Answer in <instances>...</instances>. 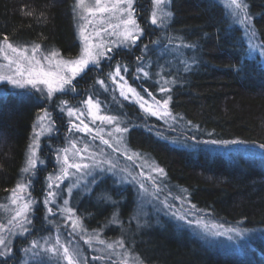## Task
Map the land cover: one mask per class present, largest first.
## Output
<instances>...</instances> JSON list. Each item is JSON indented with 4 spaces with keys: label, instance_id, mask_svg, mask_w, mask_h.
I'll list each match as a JSON object with an SVG mask.
<instances>
[{
    "label": "trees",
    "instance_id": "1",
    "mask_svg": "<svg viewBox=\"0 0 264 264\" xmlns=\"http://www.w3.org/2000/svg\"><path fill=\"white\" fill-rule=\"evenodd\" d=\"M245 3L249 30L255 31L253 39L264 51V0ZM151 4L136 0L143 31L135 45L114 50L52 102L32 92L36 102L19 103L25 92L0 84V212L21 180L34 123L43 109L52 114L55 129L39 150L43 165L32 185L37 204L30 230L16 239L11 256L0 257V264H21L23 250L48 236L52 218L44 205L46 183L57 168L56 152L70 132L60 109L63 103L79 109L88 98L99 101L101 112L116 116L127 129L130 151L164 170L152 191L165 205L151 231H138L132 186H111L113 182L105 180L72 204L88 234L115 243L127 230V248L141 264H264V52L254 50L252 56L248 30L237 25L218 0H172L167 28L151 23ZM76 15V0H0V42L7 35L15 46L31 49L39 44L43 55L55 50L65 60L74 59L81 49ZM117 65L142 95L151 92L161 102L171 97L169 108L178 131L164 128L156 117L119 97L110 85ZM138 67L149 76L137 72ZM100 80L107 90L99 86ZM162 86L171 90L162 93ZM114 213L118 223H111ZM201 223L249 236L239 250L230 251L198 233L195 228ZM117 247L122 255L127 251Z\"/></svg>",
    "mask_w": 264,
    "mask_h": 264
},
{
    "label": "rangeland",
    "instance_id": "2",
    "mask_svg": "<svg viewBox=\"0 0 264 264\" xmlns=\"http://www.w3.org/2000/svg\"><path fill=\"white\" fill-rule=\"evenodd\" d=\"M218 1L226 8L230 18L233 21L235 20V23L237 25H239L240 27L242 25L245 29H247L248 34H249L250 33V30H249L250 24H248V23L240 24L238 22V17H235L232 14L233 9L229 6V0H218ZM244 2H245V0H244ZM135 3H136V0H134L133 7H134V17L137 21ZM171 3H172V0H169L167 5L165 6V11L170 12ZM151 7H152L151 10L153 11V5L152 4H151ZM80 15H81V11H80V9H77V15L76 16L78 19V38H79L80 43H81V49H80V53H81L82 48H83V40H82V37L80 34V26L83 25L85 22L80 18ZM171 20H172L171 17H169L165 21L164 24L158 23L157 25H154V26H157L159 28H167L169 26V24L171 23ZM119 22H120L119 14H117L116 16H110L109 14H104L102 24H96L95 25V30H99L101 28H107V32L101 31L99 37H93L94 43L101 42V41H103V43H104V49L103 50L105 51V56L100 58L99 65L105 59L107 60L109 58L110 54H112L114 50H116L118 48H129L132 46L130 44H121L120 43L121 38L118 35L112 34L114 32V30L112 28H108L109 23L119 24ZM137 23H138V21H137ZM93 31H94L93 26L89 25L87 28V33L91 34V33H93ZM115 31L118 32L119 29H116ZM248 34H247V39H248L249 45H250V38H249ZM251 44L257 45L256 41L253 38L251 39ZM108 48H111L112 51L108 52L107 51ZM250 48H251L252 56H254V54H255L254 50L257 52H261V53L264 52L260 46H258L256 48H253L250 46ZM29 54H31L30 51H29ZM43 56H45V55H43V53H41V52L38 54V58L42 59ZM59 58H61V57L59 56L57 59H59ZM42 62L45 64V67L47 68L48 67L47 62L46 61H42ZM7 63L8 62L3 59V56L0 55V73L11 74L9 68L7 67ZM99 65H91L90 64L89 67L83 73H81L79 76H77L75 79H73V81H75L78 77L85 74V72H87L88 69H90L92 67H99ZM53 70H54V68H53ZM117 80H119V78H117ZM73 81H72V83H73ZM2 83H8V82L7 81H0V84H2ZM8 84L10 85L11 88L24 91L25 94L28 92L26 95L25 94L21 95V93H19L21 96L18 97V100H17L16 94L13 92V94L16 97V100L19 103L27 102L29 100H33L36 102V99L34 98V95L32 94V92L38 93L43 100H47L49 103L52 102V100L55 98V96L57 94L63 93V92H57L53 95L51 100H49L46 96V91L42 95L40 92L36 91V89L32 88L30 85H27V86L21 88V87H16L10 83H8ZM127 84L132 86L130 83H127ZM110 85L117 90V94L119 95V97L124 99V97H122L119 93V89H118L117 84L113 83L112 79H111ZM99 86L103 90L108 89L107 84H105L104 87H102L100 84H99ZM40 87H43V86H40ZM67 91H70V86H66V90L64 92H67ZM18 92H20V91H18ZM137 92H139V91H137ZM140 95L143 96L145 98V100H147L149 103H153L152 97H150L148 94L142 95L140 93ZM87 100H84V102ZM127 100H129L130 102H132L134 104H137L140 107L139 103H137L135 98L131 97V95H130V98ZM84 102H81L78 110L85 113V115L82 116L81 119H83L85 121V123H87L89 125V127L93 129L92 133L89 134V133H85V132H80V131H76L74 128H72V124H78L79 120H76L75 117H69L67 115V108H69V107L73 108V109H76V108L71 107L67 103H63L61 107L65 108V111H63V112L65 113L66 118L69 122L70 132H69V135L67 136V141L65 142L64 147L59 149L56 152V157L58 156V154L63 155L62 150L65 148L71 149L72 144L75 143L76 149H79L81 151L79 152V155L74 154L75 150L70 151L68 153V155L70 157V161L81 163V164H88V165H90V167L88 169L82 170L79 173H77L75 169H69V172L72 175H70L67 179H64L63 182H59V181L55 180V177L57 175H59V173H60L62 162L56 158V163H57L56 171L49 176V177H52L51 180L48 177L47 183H46V196H47V193L49 191H53L56 193L55 202L50 203L46 206L47 209L49 207H51L53 209L52 215L48 214V211L46 212V215L48 214L52 218L51 219V221H52L51 226L52 227L50 226V231H49L48 236H46L43 239H39V240L35 241V242H37L38 247L32 248L33 243H31L28 247H26V249H32V251L25 252L23 250L24 257H23V262L21 264H29L30 262H34L35 264H66V261H63L58 256H54L51 253H47L45 251V249H47L48 247L56 245L57 238H59L61 244L69 247L70 249H77L78 248L79 251L81 252L83 258H85L87 260V264H91V263H93V264H114V262H115V264H120V261L122 259H127L128 264H137V263L141 264L139 262L140 261L139 258L135 255V253L133 254L132 250L127 248L128 247L127 246L128 241L126 239L129 235L127 230H122V236H118V239L120 238L119 240L123 241L124 248L127 249V251L124 250L123 255L119 251V248L117 246H115L113 249H107L106 248L107 243L100 244L95 239L92 241L91 246H89L88 244L84 243V239H87L88 236H97L98 235L99 239H101V240H103V239L97 233H94V234H88L87 232L86 233H73L72 228H71V222L66 221V219H65L66 214L60 211L61 208L65 207V205L63 203V201L65 199L68 200L67 207L72 208L73 203H78V201H81L82 198L79 199L80 195H81V197H83V196H87V195L91 194L97 188V186L99 184H102V182L105 180H108L110 182L112 181L113 183L111 184V186H113V185L122 186V187H124L126 185L132 186V189L134 191L135 200H136L137 210L139 212L138 221H137L138 225L135 226V229L137 228L138 231H140V229L141 230L146 229V230L151 231L152 228L150 227V225H152L154 223V221L156 220L158 212L159 211L164 212L165 205H161V203H159L156 200V198L153 197L154 194L152 191L155 189V185H154L155 179H157L158 176H160V173L154 171V169L159 168V167L154 166L150 163H147L148 160L146 158H141L139 154H138V156H135L134 154H136V153H133L132 151H130L127 148L126 132H120V133L115 132V130H114L115 126H116L115 124H107V123H103L101 121H96L95 123H93L91 117L87 115V106ZM43 110L39 113V115L43 114ZM142 110L144 111V109H142ZM168 110L170 111L169 105H168ZM47 111L50 113V111L48 109H47ZM144 112L147 115H150L152 117H156L157 120H160L164 124V126H165L164 128H167V129L173 130V131H178L175 127L176 126L175 119H173L172 115H171V117L154 116V115H151L150 113H148L146 111H144ZM50 115H51V119L53 122V116L51 113H50ZM100 115H105V114H103L100 111ZM117 123L119 124V127L123 128V126L120 124V122L118 120H117ZM34 126H36V131H39L37 118L35 120ZM45 126L46 127L48 126L47 122H45ZM51 127H52V131L50 133L45 132L39 138V148L37 149L38 161H37L36 168L33 169L29 173L22 172L21 180L19 182V183H24L28 186L27 191L22 193L25 200L33 201L32 210L28 214V219L30 221L32 218L31 216H32L33 210L37 204L36 201L31 196L32 195L31 194L32 193V185L38 176L37 169L43 165V162L41 161V159L39 157V150H40V147L42 144V140L54 134V132H55L54 123H52ZM101 128L103 129V132L101 133V135H103L105 139L109 140L112 147H109L108 145L103 144L99 138L93 139V137L96 136V130L101 129ZM109 133H111V135H109ZM33 137H34V127H33V132H32L30 144L33 141ZM85 147H87V149H88L87 151H83V149ZM115 148H118L119 151H114ZM28 155H29V149H28L27 157H28ZM128 156H133V159L129 160L127 158ZM110 164H115L116 167L114 169H112L111 171H108ZM25 167H26V164H25ZM86 173H91V175H87ZM129 173H131V175H129ZM133 177H135V179H133ZM77 181H79V186L73 187L71 194H69L68 188L72 187V185L74 183H77ZM49 183H53L54 186L52 189L48 188ZM56 183H59L58 188L55 187ZM141 183L144 185V187L147 191H145L144 189H141V187H140ZM46 196H45V198H46ZM15 207H16V205H13L11 203V194H10L8 202L5 203L1 209L0 223L7 225L8 219H10L15 214L14 213ZM73 211L76 215V211L74 209H73ZM178 217H181V215L179 214ZM182 220L187 221L185 218ZM144 223H146V226L142 225ZM197 225H198V227H196L195 230L196 229L200 230L198 233L202 232L201 233L202 236L205 234L204 237L206 239H208L209 242L214 243V244H216V245H218L224 249L230 250V251L239 250L241 248L242 244H244L245 238L249 236V234L247 232L245 233V232H241V231H227L228 229L220 228L217 226L214 227L212 225H206V224H202V223L197 224ZM30 226H31V223H25L24 224V227H26L28 229V231L30 230ZM8 227H12V226L8 225ZM135 229H133V230H135ZM12 230H13V232L17 233V235H15V236L9 235V240H10L9 247H11V249H12V246L18 237H23L25 234H28V232H26L22 235L19 234L21 232L20 227H15ZM217 233H224V234L219 235ZM82 236L84 237V239L81 238ZM113 244L115 245V243H113ZM0 250H2V249H0ZM34 253H39V255L38 256L34 255ZM9 256H11V255H9ZM95 256H101V257H103V259L94 260L93 257H95Z\"/></svg>",
    "mask_w": 264,
    "mask_h": 264
},
{
    "label": "snow or ice",
    "instance_id": "3",
    "mask_svg": "<svg viewBox=\"0 0 264 264\" xmlns=\"http://www.w3.org/2000/svg\"><path fill=\"white\" fill-rule=\"evenodd\" d=\"M169 0H152L153 11L151 14V23L153 25L164 24L165 21L171 17L172 13L165 11V6ZM134 0H76V8L80 9L81 15L80 18L85 22L80 26V34L83 40V48L78 57L74 59L64 60L62 58L57 59L60 54L52 50L48 55H45L41 58H38V54L40 53V45L34 44L31 49L22 46H15L11 42H9V38L7 35L3 37L2 42H0V55L3 56V59L7 61V67L9 68L11 74L0 73V81H7L8 83L16 86V87H25L30 85L32 88L36 89V91L40 92L42 95L46 91V96L49 100L53 97V95L57 92H64L66 90V86H71L73 79L83 73L89 65H99L100 58L105 56L104 43L103 41L94 43L93 37H99L100 32H107V28H101L99 30H95L96 24H102L104 14H109L110 16H116L119 14V24H108V28H112L114 32L112 34L118 35L121 44H130L135 45L136 41L140 38L142 34V29L140 25L137 23L134 17ZM229 6L233 9V16L238 17V22L240 24L251 23V17L248 13L249 5L244 2V0H229ZM27 15H32L31 11L26 12ZM89 25L93 26V33L88 34L87 28ZM119 29L118 32L115 30ZM256 36L254 30H251L249 33L250 38V46L253 48L258 47L257 45L251 44V39ZM29 51L31 54H29ZM108 52H111L112 49L108 48ZM139 59V58H138ZM42 61H46L48 67H45V64ZM54 68V70H53ZM127 67L123 68V71L127 72ZM137 72L143 73L144 77H148L149 73L144 70L143 67H138L136 69ZM110 78L113 83H116L119 89V93L124 99H129L131 97L135 98L136 102L139 103L140 107L144 109V111L150 113L154 116H167L171 117V112L168 110V105L171 97L163 100L162 102L156 100L154 96H152L151 92H148V95L152 97L153 103H149L143 96L140 95L139 92L132 86L127 84L125 77L121 75V66L117 65L114 73L110 74ZM119 78V80H117ZM98 83L104 87V81L100 80ZM165 84L169 82L167 80L164 81ZM43 86V87H40ZM71 90H75L72 88ZM107 90V89H106ZM160 92H168L171 89L167 87H161ZM144 91L147 92V89ZM87 106V115L91 117L92 122L101 121L107 124H115V132H126V128L119 127L117 123L118 118L116 116L110 115H100L101 105L99 101H93L89 98L84 102ZM62 112L65 111V108L61 107ZM67 115L69 117H75L76 120H79L78 124H72V128L76 131L92 133L93 129L89 127L87 123L83 119L82 116L85 115L84 112L67 108ZM174 119V117H173ZM39 131H36V126H34V137L32 143L29 145V155L26 161V167L22 169L24 173H29L37 166L38 156L37 149L39 148V138L45 132L52 131V119L50 113L47 109L43 110L42 115H38L37 117ZM45 122L48 123V126H45ZM103 129L96 130V136L93 139L99 138L101 142L109 147H112L109 140L105 139L101 133ZM111 135V133H109ZM211 143H217V141H211ZM228 143V142H224ZM232 143H237V141H232ZM261 148H264V144L260 145ZM72 150H75L74 154L79 155L81 150L76 149L75 143L72 144L71 149L65 148L63 149V155L58 154L57 159L62 162V166L60 169L59 175L55 177L56 181L63 182L64 179H67L70 175L69 169H75L77 173L82 170L88 169L90 165L81 164L77 162L70 161V157L68 153ZM87 147L83 149V151H87ZM114 151H119L118 148H115ZM138 156V154H134ZM129 160L133 159V156L127 157ZM110 163V162H109ZM116 167L115 164H110L108 171H111ZM154 171L163 174L164 170L162 168H156ZM87 175H91V173H86ZM131 175V173H129ZM51 180L52 177H49ZM135 179V177H133ZM53 183L48 184V188H53ZM79 181L74 183L72 187L68 188L69 194L72 192L73 187H78ZM27 185L24 183H18L15 188L11 189V203L16 205L14 209V215L8 219L7 225L0 223V257H7L11 255L12 249L9 247L10 240L9 235L15 236L17 233L13 232V228L20 227L21 232L19 234H24L28 232V229L24 227L25 223H31L28 219V214L32 210L33 201L25 200L22 193L27 191ZM55 187H59V183L55 184ZM141 189L147 191L144 185L141 183ZM56 193L53 191H49L44 200L45 206L50 203L55 202ZM110 199V197H105ZM65 207L61 208L60 211L65 213L66 221L71 222V228L73 233H86L87 229L84 228L82 220L77 217L72 208L67 207L68 200L65 199L63 201ZM115 203V201H113ZM194 207V206H193ZM49 214H53V209L49 207L47 209ZM47 218V217H46ZM180 219H184L183 216L179 217ZM111 223H118L117 214H113V218ZM11 225L12 227H8ZM215 227V226H214ZM227 231H237L236 229H228ZM219 235H223L224 233H217ZM84 239V237H81ZM97 240L100 244H105L104 240L99 239V236H88L87 239H84V243L91 246L93 240ZM58 246V247H57ZM115 246H119L121 248L124 247L123 241H116L115 245L113 243H107V249H113ZM38 247L37 242H33L32 248ZM25 252L32 251V249H24ZM47 253H51L54 256H58L63 261H66V264H87V260L83 258L79 249H70L69 247L60 243L59 238L56 240V245L48 247L45 249ZM34 255H39V253H34ZM94 260L103 259L101 256L93 257ZM115 264V262H114ZM120 264H128L127 259H122Z\"/></svg>",
    "mask_w": 264,
    "mask_h": 264
}]
</instances>
